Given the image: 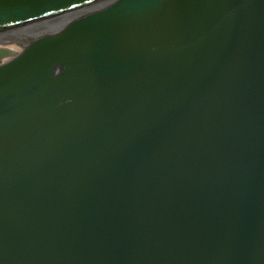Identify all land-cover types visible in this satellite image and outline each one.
Returning a JSON list of instances; mask_svg holds the SVG:
<instances>
[{
  "label": "water",
  "instance_id": "obj_1",
  "mask_svg": "<svg viewBox=\"0 0 264 264\" xmlns=\"http://www.w3.org/2000/svg\"><path fill=\"white\" fill-rule=\"evenodd\" d=\"M0 264H264V0H0Z\"/></svg>",
  "mask_w": 264,
  "mask_h": 264
},
{
  "label": "flooded vegetation",
  "instance_id": "obj_2",
  "mask_svg": "<svg viewBox=\"0 0 264 264\" xmlns=\"http://www.w3.org/2000/svg\"><path fill=\"white\" fill-rule=\"evenodd\" d=\"M7 51H8V50H7ZM9 52H10V53H14L12 50H11V51H8V53H9Z\"/></svg>",
  "mask_w": 264,
  "mask_h": 264
}]
</instances>
